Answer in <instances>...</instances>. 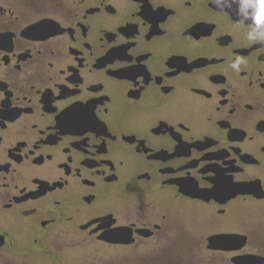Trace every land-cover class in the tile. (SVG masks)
<instances>
[{"label":"flooded vegetation","instance_id":"flooded-vegetation-1","mask_svg":"<svg viewBox=\"0 0 264 264\" xmlns=\"http://www.w3.org/2000/svg\"><path fill=\"white\" fill-rule=\"evenodd\" d=\"M242 7L0 0V264H264Z\"/></svg>","mask_w":264,"mask_h":264},{"label":"clouds","instance_id":"clouds-1","mask_svg":"<svg viewBox=\"0 0 264 264\" xmlns=\"http://www.w3.org/2000/svg\"><path fill=\"white\" fill-rule=\"evenodd\" d=\"M243 7L238 10V15L243 13L239 25L247 21L253 22L255 26L251 27L248 32V39L252 42L264 41V23H258L264 19V0H242ZM247 9H254L253 12Z\"/></svg>","mask_w":264,"mask_h":264},{"label":"water","instance_id":"water-1","mask_svg":"<svg viewBox=\"0 0 264 264\" xmlns=\"http://www.w3.org/2000/svg\"><path fill=\"white\" fill-rule=\"evenodd\" d=\"M215 242V239L210 240V246H213V243Z\"/></svg>","mask_w":264,"mask_h":264},{"label":"rangeland","instance_id":"rangeland-1","mask_svg":"<svg viewBox=\"0 0 264 264\" xmlns=\"http://www.w3.org/2000/svg\"><path fill=\"white\" fill-rule=\"evenodd\" d=\"M207 256V255H206ZM213 257V256H212Z\"/></svg>","mask_w":264,"mask_h":264}]
</instances>
